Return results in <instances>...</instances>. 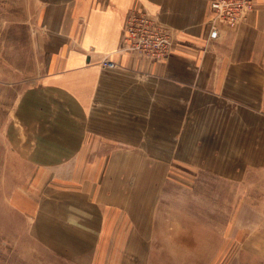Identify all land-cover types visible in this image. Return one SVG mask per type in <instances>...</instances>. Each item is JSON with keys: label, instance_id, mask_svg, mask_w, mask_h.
Masks as SVG:
<instances>
[{"label": "crops", "instance_id": "0c3cea01", "mask_svg": "<svg viewBox=\"0 0 264 264\" xmlns=\"http://www.w3.org/2000/svg\"><path fill=\"white\" fill-rule=\"evenodd\" d=\"M211 1L38 0L43 73L17 101L12 141L31 165L60 167L82 213L154 203L199 165L234 183L264 170V0L215 40ZM141 9L173 31L163 60L117 52Z\"/></svg>", "mask_w": 264, "mask_h": 264}, {"label": "rangeland", "instance_id": "374dc122", "mask_svg": "<svg viewBox=\"0 0 264 264\" xmlns=\"http://www.w3.org/2000/svg\"><path fill=\"white\" fill-rule=\"evenodd\" d=\"M37 3L0 0V264H264V170L234 183L199 165L154 203L82 213L60 167L44 172L15 147L17 101L43 73Z\"/></svg>", "mask_w": 264, "mask_h": 264}, {"label": "built area", "instance_id": "2783aa9c", "mask_svg": "<svg viewBox=\"0 0 264 264\" xmlns=\"http://www.w3.org/2000/svg\"><path fill=\"white\" fill-rule=\"evenodd\" d=\"M257 2L258 0H212L209 39L215 40L219 37L220 25L238 27L239 23L255 10ZM123 36L117 52L136 53L151 60L167 58L175 43L173 31L146 9L129 13ZM102 64L117 66L109 56L103 59Z\"/></svg>", "mask_w": 264, "mask_h": 264}]
</instances>
